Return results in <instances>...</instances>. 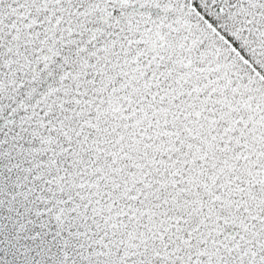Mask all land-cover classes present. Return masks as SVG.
I'll return each instance as SVG.
<instances>
[{
    "label": "snow or ice",
    "instance_id": "snow-or-ice-1",
    "mask_svg": "<svg viewBox=\"0 0 264 264\" xmlns=\"http://www.w3.org/2000/svg\"><path fill=\"white\" fill-rule=\"evenodd\" d=\"M0 264H264V0H0Z\"/></svg>",
    "mask_w": 264,
    "mask_h": 264
}]
</instances>
